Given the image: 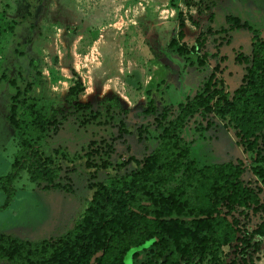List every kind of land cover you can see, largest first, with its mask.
I'll use <instances>...</instances> for the list:
<instances>
[{"label": "rangeland", "instance_id": "374dc122", "mask_svg": "<svg viewBox=\"0 0 264 264\" xmlns=\"http://www.w3.org/2000/svg\"><path fill=\"white\" fill-rule=\"evenodd\" d=\"M228 17L264 42V0H0V177L21 135L36 140L40 119L47 130L43 153L57 157L55 182L66 188L41 191L44 182L31 183L20 172L6 206L0 191V234L32 244L64 235L81 219L96 184L127 180L134 170L132 163L116 165L162 152L159 130L145 113L149 101L154 113L171 118L211 73L216 87L230 94L245 68L235 57L248 58L251 33L229 29ZM180 24L186 46L204 34L203 66L193 55L169 51ZM76 82L83 88L81 108L64 101ZM13 96L16 129L7 122ZM178 135L189 144L196 169L239 161L243 181L254 186L251 156L235 145L226 119L193 115ZM102 162L111 167L85 166ZM257 222L250 218L246 227ZM255 240V264H264V238Z\"/></svg>", "mask_w": 264, "mask_h": 264}, {"label": "trees", "instance_id": "16d2710c", "mask_svg": "<svg viewBox=\"0 0 264 264\" xmlns=\"http://www.w3.org/2000/svg\"><path fill=\"white\" fill-rule=\"evenodd\" d=\"M229 29L251 33L248 58L236 56L245 64L240 84L230 93L216 87L211 73L201 90L177 113L167 118L154 113L152 102L145 113L152 116L163 143V151L140 160L132 157L116 168L132 163L127 180L96 184L82 217L62 236L29 243L0 234V264H255L259 240L264 238V42L237 17L226 18ZM181 25L176 38L167 45L177 56L193 55L195 65L206 60L200 54L204 34L191 46L182 41ZM208 31V30H207ZM2 29L0 28V34ZM216 70V68H215ZM83 91L79 82L69 86L64 101L82 106L77 96ZM8 124L17 128L15 97L11 98ZM193 115L226 119L231 125L235 145L250 154L248 171L254 186L242 179L241 162H227L195 168L189 159L190 148L179 135ZM35 120V141L21 135L18 151L9 171L0 177V191L6 206L13 196L11 184L24 171L31 183L44 182L41 191L66 190L55 182L58 166L43 153L46 127ZM62 158L63 152L56 153ZM86 168L106 169L111 164L85 163ZM177 184L169 187L173 182ZM190 190V196L187 195ZM250 218L258 222L246 227ZM227 249V252H223ZM143 256V259H140Z\"/></svg>", "mask_w": 264, "mask_h": 264}]
</instances>
